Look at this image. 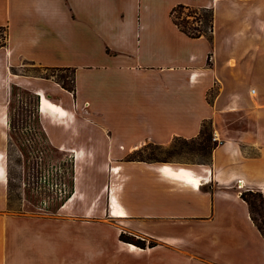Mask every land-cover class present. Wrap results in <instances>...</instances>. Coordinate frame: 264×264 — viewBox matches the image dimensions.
I'll list each match as a JSON object with an SVG mask.
<instances>
[{
	"label": "crops",
	"instance_id": "1",
	"mask_svg": "<svg viewBox=\"0 0 264 264\" xmlns=\"http://www.w3.org/2000/svg\"><path fill=\"white\" fill-rule=\"evenodd\" d=\"M218 1L0 0V83L12 80L39 96L47 142L73 163L71 192L51 215L8 212L9 179L0 173V264H31L30 250L52 264L42 232L49 222L98 229L114 245V264L161 250L201 260L208 254L210 264H264V238L240 197L243 190L264 192V61L246 60L251 50L264 57V20H256L264 0L237 30L256 42L241 53L245 61L228 48L227 66L212 45L215 25L210 39L191 38L169 15L178 3L205 6L214 23ZM23 62L69 69L74 91L53 77L10 72ZM41 93L62 117L39 109ZM206 119L217 144L208 164L188 167L199 184L170 173L176 164L130 157L147 144L195 138ZM7 137L8 109L0 100V148ZM121 232L156 245L137 247L121 241ZM207 239L221 249H187Z\"/></svg>",
	"mask_w": 264,
	"mask_h": 264
},
{
	"label": "rangeland",
	"instance_id": "2",
	"mask_svg": "<svg viewBox=\"0 0 264 264\" xmlns=\"http://www.w3.org/2000/svg\"><path fill=\"white\" fill-rule=\"evenodd\" d=\"M260 3L262 1L258 0L254 2L218 1L214 10L216 12H214L216 37L212 45L220 51L217 59L220 65L227 66L226 61L230 55L227 51L228 48H235L238 60L245 61L244 58H241V53L256 40L253 39L251 42L250 37L246 34L239 35L237 30L243 25L244 14L256 13L254 6ZM257 19L264 20V8H261L260 13H257ZM4 38L5 30L0 29V43L5 41ZM257 42L259 41L257 40ZM249 58L264 61V57H261L258 52L254 53V50L250 51L246 60ZM10 72L29 76H47L48 78L53 74L55 79L61 75L71 76L69 69L63 71L45 70L28 62H23L21 66L11 67ZM38 97L30 87L22 86L12 80L0 83V100L8 109L7 142L0 148V162L1 165L3 163L9 179L8 212L51 215L55 212L58 204L71 192L73 163L68 155L62 156L57 153L47 142L38 112ZM190 144L188 139H174L170 147L177 151V154L171 155V161L167 164L188 168L203 161L204 158L199 154L190 152ZM144 147L145 149L141 153L143 157L162 158L166 156L152 144H147ZM250 151L254 153L255 150L251 149ZM132 157H137V155L134 153ZM59 185L63 190L61 194L58 192ZM248 190L260 191L258 189ZM260 192L264 196V192ZM44 227L43 236L50 239L48 251H51L54 257L52 264L58 262L64 264L69 262L71 264H114L111 256L114 245L109 240H103L104 238L98 234V229L95 228L94 231L92 228L86 229L78 225L66 228L50 222ZM193 247L203 252H214L221 249L220 246L211 243L209 239L203 243L190 244L187 249L193 250ZM170 252V250L167 252L161 250L150 257L131 259V262L133 264H210L204 260H213V257L208 254L198 253L202 258H206L201 260L183 254L175 257L172 255L174 253ZM27 256V260L31 264L45 263L34 250L28 251Z\"/></svg>",
	"mask_w": 264,
	"mask_h": 264
},
{
	"label": "trees",
	"instance_id": "3",
	"mask_svg": "<svg viewBox=\"0 0 264 264\" xmlns=\"http://www.w3.org/2000/svg\"><path fill=\"white\" fill-rule=\"evenodd\" d=\"M170 18L173 24L185 35L191 38H198L200 36H206L207 38L212 37L213 32V21L214 14L213 10L210 7L205 6H192L183 3H178L173 6L170 10ZM0 29L5 30V41L0 43L1 46H5L6 44V28L0 26ZM45 70H68L67 68H44ZM47 77V76H45ZM49 77H54L53 74ZM69 78V79H67ZM57 82L61 84V86L71 92L74 91L73 85V74L71 72L70 77L59 76L57 77ZM191 143L189 146L190 152H194L199 154L203 159V161L199 163L208 164L211 159L212 149L215 147L217 142L213 139V131L210 120H203L201 123L200 131L197 137L188 139ZM188 142V141H187ZM173 143V142H172ZM171 143V144H172ZM170 144V145H171ZM162 148V146L154 145L155 148L160 149V152L166 154L165 157L156 158V157H143L141 156L142 151L145 147L140 148L135 152L137 157H132L138 160H144L148 162H162L167 163L170 162L171 155H176L177 151L172 150V148ZM174 149V148H173ZM240 197L247 203L249 208V214L251 220L256 225L257 229L261 233L264 238V196L260 191H251V190H243L240 193ZM119 239L124 242H128L134 244L140 248L153 247L156 245V242L146 238L135 235L128 234L125 232H121L119 234Z\"/></svg>",
	"mask_w": 264,
	"mask_h": 264
},
{
	"label": "bare ground",
	"instance_id": "4",
	"mask_svg": "<svg viewBox=\"0 0 264 264\" xmlns=\"http://www.w3.org/2000/svg\"><path fill=\"white\" fill-rule=\"evenodd\" d=\"M40 96H41V98H40V101H39V109L41 110V111H43V112H45V111H47V110H52V111H54V112H57V111H59V113H61L60 114V116L62 117L63 116V111L59 108V107H57L54 103H52L51 101H49L48 99H47V97L45 96V94L44 93H41L40 94ZM55 116V115H54ZM59 116V117H60ZM69 116V115H68ZM57 117V116H56ZM65 120V119H64ZM3 155V154H2ZM4 160V159H3ZM2 160V161H3ZM0 161H1V154H0ZM168 169V171L170 172V173H172L173 175H176V176H178V177H182V178H185V179H188V180H191V181H193L194 183H196V184H199L198 183V180L196 179V178H194L193 176H194V174H193V172L191 171V169H189V168H186V167H179V168H177V169H172V168H167ZM1 172H4V167H3V163H2V165H1V162H0V173ZM114 213L116 214V215H120L122 212L120 211V210H117L116 209V206H115V209H114Z\"/></svg>",
	"mask_w": 264,
	"mask_h": 264
},
{
	"label": "built area",
	"instance_id": "5",
	"mask_svg": "<svg viewBox=\"0 0 264 264\" xmlns=\"http://www.w3.org/2000/svg\"><path fill=\"white\" fill-rule=\"evenodd\" d=\"M62 186L60 185L59 188H58V192L61 194L62 193Z\"/></svg>",
	"mask_w": 264,
	"mask_h": 264
}]
</instances>
